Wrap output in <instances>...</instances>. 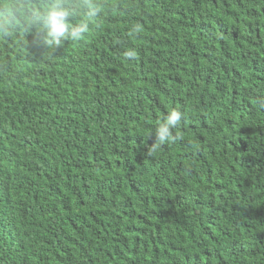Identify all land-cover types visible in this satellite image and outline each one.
<instances>
[{"label": "trees", "instance_id": "16d2710c", "mask_svg": "<svg viewBox=\"0 0 264 264\" xmlns=\"http://www.w3.org/2000/svg\"><path fill=\"white\" fill-rule=\"evenodd\" d=\"M101 2L0 41V264H264V0Z\"/></svg>", "mask_w": 264, "mask_h": 264}, {"label": "clouds", "instance_id": "9594fccd", "mask_svg": "<svg viewBox=\"0 0 264 264\" xmlns=\"http://www.w3.org/2000/svg\"><path fill=\"white\" fill-rule=\"evenodd\" d=\"M107 10L101 0H0V41L10 42L13 37L25 41L26 34L31 33L36 42L53 51L65 42L84 40ZM123 55L131 60L136 51L129 48ZM255 102L264 110V97L256 98ZM184 119L185 114L178 108L163 114L149 132L148 137L154 138L151 151L175 142L174 130Z\"/></svg>", "mask_w": 264, "mask_h": 264}]
</instances>
